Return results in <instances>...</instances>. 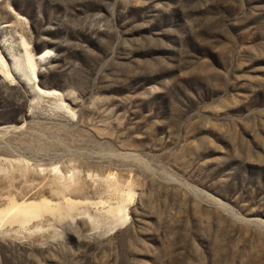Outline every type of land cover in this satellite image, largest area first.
Returning a JSON list of instances; mask_svg holds the SVG:
<instances>
[{"label": "rangeland", "instance_id": "rangeland-1", "mask_svg": "<svg viewBox=\"0 0 264 264\" xmlns=\"http://www.w3.org/2000/svg\"><path fill=\"white\" fill-rule=\"evenodd\" d=\"M0 264H264V0H0Z\"/></svg>", "mask_w": 264, "mask_h": 264}, {"label": "bare ground", "instance_id": "bare-ground-1", "mask_svg": "<svg viewBox=\"0 0 264 264\" xmlns=\"http://www.w3.org/2000/svg\"><path fill=\"white\" fill-rule=\"evenodd\" d=\"M14 66H15V65H14ZM14 66H13V67H14ZM15 69H18V68L15 67ZM17 71H18V70H17ZM21 75H24V74L22 73Z\"/></svg>", "mask_w": 264, "mask_h": 264}]
</instances>
